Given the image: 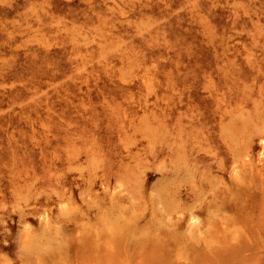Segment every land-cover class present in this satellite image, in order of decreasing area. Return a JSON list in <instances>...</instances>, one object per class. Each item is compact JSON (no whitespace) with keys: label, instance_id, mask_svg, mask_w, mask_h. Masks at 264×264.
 I'll use <instances>...</instances> for the list:
<instances>
[{"label":"rangeland","instance_id":"obj_1","mask_svg":"<svg viewBox=\"0 0 264 264\" xmlns=\"http://www.w3.org/2000/svg\"><path fill=\"white\" fill-rule=\"evenodd\" d=\"M263 184L264 0H0V264H264Z\"/></svg>","mask_w":264,"mask_h":264},{"label":"bare ground","instance_id":"obj_2","mask_svg":"<svg viewBox=\"0 0 264 264\" xmlns=\"http://www.w3.org/2000/svg\"><path fill=\"white\" fill-rule=\"evenodd\" d=\"M242 192L244 195V200H247L249 202L241 205V208H240L241 210L239 212V215L234 217L232 225L236 228L247 229L248 231H250L254 235V237L259 236L261 234V232H264V196L263 197L262 196L257 197V196H254L253 194H251V192H248L245 190ZM240 204H241V200H239V205ZM229 211H231V210H229ZM244 231H246V230H244ZM226 238H228V236ZM156 242H161V241H160V239L157 238L155 242L153 240L152 244L150 242H148L149 246H147L144 250H151L152 254H155V253L156 254L152 260H148L149 256L145 257L147 259V261L143 262V260H142L141 262L143 264L144 263L149 264V261H151L152 264H167L168 263L167 258H168L169 254L167 252V249L165 247H162L161 244H158ZM178 248H179V246H178ZM238 248L241 251L244 249V246L238 247ZM236 250L237 249H232V250L226 251V250H220V249H212L209 247L205 251H201V252L197 251L194 254V256H193L195 258L194 264H196V263L198 264L199 262L202 264H230L232 261L231 258L233 256V254H235L237 252ZM180 252H179V254H181ZM187 254L189 256V253H187ZM86 255H88V254H86ZM245 263L246 262H243V264H245ZM239 264H240V262H239Z\"/></svg>","mask_w":264,"mask_h":264}]
</instances>
